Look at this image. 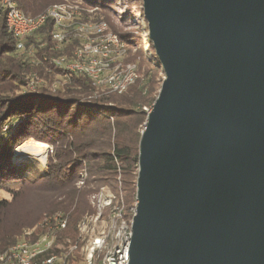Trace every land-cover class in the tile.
Here are the masks:
<instances>
[{
	"label": "water",
	"instance_id": "95a60500",
	"mask_svg": "<svg viewBox=\"0 0 264 264\" xmlns=\"http://www.w3.org/2000/svg\"><path fill=\"white\" fill-rule=\"evenodd\" d=\"M165 75L130 264H264V0H142Z\"/></svg>",
	"mask_w": 264,
	"mask_h": 264
},
{
	"label": "trees",
	"instance_id": "16d2710c",
	"mask_svg": "<svg viewBox=\"0 0 264 264\" xmlns=\"http://www.w3.org/2000/svg\"><path fill=\"white\" fill-rule=\"evenodd\" d=\"M13 1L25 16L36 17L64 0ZM70 1L93 10L96 21L107 22L129 45L126 63L137 64L139 79L123 95H99L82 75L65 77V71L49 63L23 62L16 51V40L6 26L5 15L2 16L0 191H7L11 198L0 199V253L19 242L45 215L57 212H63L69 219L67 228L58 236L56 252H67L78 240L81 220L95 214L90 197L106 187L117 193L119 178L126 202L130 205L137 202L139 148L148 115L145 108L152 109L157 100L163 83L159 73L163 71L149 39L147 45L154 58H148L141 43L143 60L137 63L138 54L132 55L130 47L132 36L116 29L104 14L112 13L115 6L130 13L131 0ZM138 14L144 18L143 10ZM53 30L54 21L49 19L26 41L40 61L45 56L71 57L79 45L76 41L56 52ZM33 74L43 81L36 92H30L27 87ZM5 126L9 129L3 133ZM30 139L51 146L47 172L31 159L14 160L15 151ZM85 171L87 179L80 187ZM80 259L78 251L69 257L68 264H77Z\"/></svg>",
	"mask_w": 264,
	"mask_h": 264
},
{
	"label": "built area",
	"instance_id": "2783aa9c",
	"mask_svg": "<svg viewBox=\"0 0 264 264\" xmlns=\"http://www.w3.org/2000/svg\"><path fill=\"white\" fill-rule=\"evenodd\" d=\"M89 13H93V10L70 0L49 7L36 17L25 16L13 0H2L0 4V20L5 15L6 26L16 40V51L23 62L49 63L65 71V77L82 75L89 79L99 95H123L139 79L137 64L126 63V43L110 29L107 22L86 20ZM49 19L54 21L51 35L56 52L79 42L71 57L45 56L40 61L35 49L26 46L27 39ZM42 85V79L33 74L27 87L30 92H36ZM56 89L57 85L53 90ZM145 110L147 113L151 111ZM86 179L85 171L80 187L84 186ZM119 183L117 195L103 188L90 197L95 214L81 220L78 240L67 252H56L58 236L67 228L69 219L63 212H57L45 215L34 228L24 233L19 242L1 252L0 264H68L69 257L78 251L81 259L77 264H130L136 204L128 208L120 178ZM98 225L100 231L95 233Z\"/></svg>",
	"mask_w": 264,
	"mask_h": 264
},
{
	"label": "rangeland",
	"instance_id": "374dc122",
	"mask_svg": "<svg viewBox=\"0 0 264 264\" xmlns=\"http://www.w3.org/2000/svg\"><path fill=\"white\" fill-rule=\"evenodd\" d=\"M121 2V1H120ZM131 5H132V10L130 13H126L124 11V9L119 8L118 6H115V10L112 13H104L107 14L109 21L111 22V24H113V26L122 31V32H126L127 34H129L130 36H132L133 38V45L130 46L132 48V55L138 54L137 57V63L142 62L143 60V56H141V51H140V44L142 43L144 45V50L146 55H148L149 59L153 60V56L151 51L148 48L147 45V41L149 39V30H148V23L144 20V18H142L138 12H140L141 10H143V1L142 0H131ZM94 13H89L88 16L86 17L88 21L90 22H98L95 20V16L93 17ZM130 14V15H128ZM127 48L129 49V45H127ZM128 57V54L126 56V59ZM159 78H165L164 73L160 72L159 73ZM162 86V85H161ZM148 110H151V108H147ZM9 129L8 126H5L3 128V133L7 132ZM49 146V145H48ZM51 146H49V152H48V158L47 161L45 163V165L41 164L38 160H36L35 158L32 157H21V158H15V153H14V160L16 162H22L24 160L27 159H31L33 160L36 164L39 165V167L44 171L47 172L48 168H47V164H48V160L50 157L51 152ZM16 152V151H15ZM107 189H109V191L113 194V195H117V193H115L110 187H106ZM125 195V193H124ZM2 198H6V199H10L11 196L10 194L5 191V190H1L0 191V199ZM128 208H132L134 205H130L126 202ZM93 208V207H92ZM94 215V214H93ZM88 216V215H86ZM100 225H98L97 227H95V233H97L98 231H100Z\"/></svg>",
	"mask_w": 264,
	"mask_h": 264
},
{
	"label": "bare ground",
	"instance_id": "6f19581e",
	"mask_svg": "<svg viewBox=\"0 0 264 264\" xmlns=\"http://www.w3.org/2000/svg\"><path fill=\"white\" fill-rule=\"evenodd\" d=\"M48 152L49 146L46 143L30 139L25 145L16 150L15 158L28 156L35 158L41 164L45 165L48 158Z\"/></svg>",
	"mask_w": 264,
	"mask_h": 264
}]
</instances>
